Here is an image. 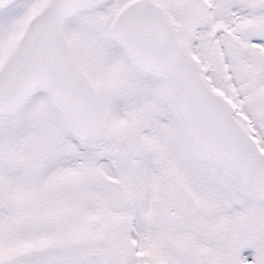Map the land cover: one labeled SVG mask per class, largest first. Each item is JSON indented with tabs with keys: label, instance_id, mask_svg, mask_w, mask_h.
Listing matches in <instances>:
<instances>
[{
	"label": "snow or ice",
	"instance_id": "snow-or-ice-1",
	"mask_svg": "<svg viewBox=\"0 0 264 264\" xmlns=\"http://www.w3.org/2000/svg\"><path fill=\"white\" fill-rule=\"evenodd\" d=\"M0 264H264V0H0Z\"/></svg>",
	"mask_w": 264,
	"mask_h": 264
}]
</instances>
